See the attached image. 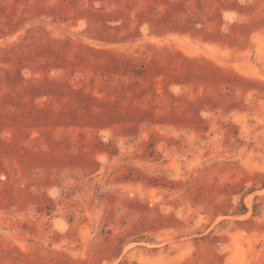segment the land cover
<instances>
[{
  "label": "rangeland",
  "instance_id": "rangeland-1",
  "mask_svg": "<svg viewBox=\"0 0 264 264\" xmlns=\"http://www.w3.org/2000/svg\"><path fill=\"white\" fill-rule=\"evenodd\" d=\"M0 264H264V0H0Z\"/></svg>",
  "mask_w": 264,
  "mask_h": 264
}]
</instances>
